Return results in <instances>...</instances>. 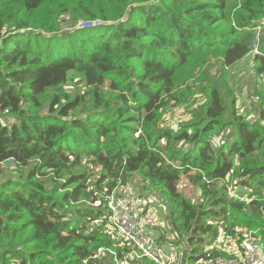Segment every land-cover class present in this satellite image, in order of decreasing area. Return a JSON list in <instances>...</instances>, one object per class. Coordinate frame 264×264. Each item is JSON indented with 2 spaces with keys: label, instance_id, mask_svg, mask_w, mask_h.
<instances>
[{
  "label": "trees",
  "instance_id": "trees-1",
  "mask_svg": "<svg viewBox=\"0 0 264 264\" xmlns=\"http://www.w3.org/2000/svg\"><path fill=\"white\" fill-rule=\"evenodd\" d=\"M119 181L190 264L264 246V0H0V264H152L93 206Z\"/></svg>",
  "mask_w": 264,
  "mask_h": 264
},
{
  "label": "built area",
  "instance_id": "built-area-1",
  "mask_svg": "<svg viewBox=\"0 0 264 264\" xmlns=\"http://www.w3.org/2000/svg\"><path fill=\"white\" fill-rule=\"evenodd\" d=\"M253 52L256 53V49ZM7 161L14 164L13 160ZM227 192L231 198H239L233 188L229 187ZM94 196L99 199L93 206L102 204L107 211L109 232L116 237L119 245H131L126 259H144L152 264H190L182 244L159 241L157 227L160 223L156 218L155 199L140 197L131 183L122 185L121 181L107 195L102 196L95 191ZM218 241H224L222 247L227 257L200 258L191 264H264V246L256 232L244 231L234 240L222 236Z\"/></svg>",
  "mask_w": 264,
  "mask_h": 264
},
{
  "label": "rangeland",
  "instance_id": "rangeland-1",
  "mask_svg": "<svg viewBox=\"0 0 264 264\" xmlns=\"http://www.w3.org/2000/svg\"><path fill=\"white\" fill-rule=\"evenodd\" d=\"M254 49H256V43L253 44V50ZM250 58H251L250 55L245 57L244 59L239 61L233 68H231L229 70L230 85L232 87L235 86L236 87L235 89H237L238 95H240L238 105L240 103V99H245L247 93L252 92V87L255 85L250 80L252 77L251 68H250ZM65 90L66 91H72L73 90L72 84L65 87ZM245 102H248V99L247 100L245 99ZM183 119H185V117H182V113L175 111L174 113H172L170 120L175 122L177 120H183ZM226 134L227 133L224 132V133L220 134L218 137L214 138L213 144L215 146H216V144H219L218 142H220L222 139L227 137ZM2 166L4 167V168H2L3 174L1 176L3 179H7V178L14 176L15 167L13 164L8 163V161H7L6 163H3ZM9 168H12V170ZM134 183H138V181H135ZM133 186L137 189V193L142 195V192L137 187V185L134 184ZM191 195L195 199L198 197L197 193L191 194ZM160 209L162 210V215L165 214L163 209L162 208H160ZM157 211H158V204L156 206V212Z\"/></svg>",
  "mask_w": 264,
  "mask_h": 264
}]
</instances>
